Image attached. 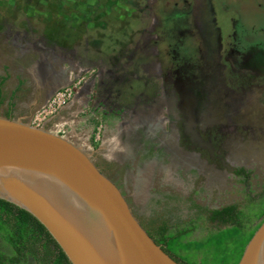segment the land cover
I'll return each mask as SVG.
<instances>
[{
    "label": "rangeland",
    "instance_id": "rangeland-1",
    "mask_svg": "<svg viewBox=\"0 0 264 264\" xmlns=\"http://www.w3.org/2000/svg\"><path fill=\"white\" fill-rule=\"evenodd\" d=\"M176 8L195 9L204 14L214 9L216 26L225 42L228 35L231 40L234 31L238 40L264 42V34H254V30L264 29V0H0V78L15 73L24 82L30 81L32 65L38 63L55 68L56 80H60L61 67L71 69L70 80L80 81V88H75L79 93L74 98L80 103L74 107L79 109L80 117L90 112L93 117L82 126L64 125L61 132L90 154L99 167L102 160L92 150L99 147L102 127L97 142L92 129L97 120L102 126L103 113L108 120L112 117L110 123L116 125L117 121L129 117L128 104L131 100L132 105L133 96L144 92L152 99L161 92H171L164 84L165 67L171 56L162 35L168 11ZM206 22L201 18L200 24L204 26ZM215 36L210 38L214 44ZM200 51L194 62L201 58L199 66L202 67V58L210 54ZM213 57V61L218 62L216 54ZM12 58L19 59L14 68L20 73L13 72ZM186 60L190 61L189 57ZM220 63L222 65L223 60ZM227 68L224 72L228 95L225 97L222 89L219 94L215 92L218 89L211 81L216 78H211L207 86L211 94L200 98V104L212 107L211 116L205 114V129L212 137L213 157L207 150L200 151L188 162L181 158L167 160L171 165L167 172L173 173L175 180L168 181L165 176V181L155 183L149 195L134 194L129 185L122 188L145 227L148 228L149 223L144 216L151 213L168 221L172 228L185 227L192 217L188 201L210 210L228 205H236L247 213L258 210L264 194V75L255 72L244 75L237 71L234 74L235 68L234 71ZM69 84L70 81L61 84L56 91ZM228 92H239L241 98L235 101ZM49 104L32 109L30 122H25L37 125L36 119L46 116L43 126L40 123L39 127L50 130V126H46L51 114ZM100 106L103 113L95 112L94 108L99 110ZM5 109L2 106L0 113H5ZM241 169L244 175H237L236 171ZM108 176L113 178L111 173ZM174 194L182 202L165 203L164 198ZM201 216L190 239H203L212 227L206 215ZM0 251L5 255L12 252L1 239ZM192 257L199 261L201 253ZM27 264L35 263L29 258Z\"/></svg>",
    "mask_w": 264,
    "mask_h": 264
},
{
    "label": "water",
    "instance_id": "water-1",
    "mask_svg": "<svg viewBox=\"0 0 264 264\" xmlns=\"http://www.w3.org/2000/svg\"><path fill=\"white\" fill-rule=\"evenodd\" d=\"M205 149L212 158L213 148ZM0 199L32 215L71 264H180L148 235L83 148L1 115ZM237 264H264V220Z\"/></svg>",
    "mask_w": 264,
    "mask_h": 264
},
{
    "label": "flooded vegetation",
    "instance_id": "flooded-vegetation-1",
    "mask_svg": "<svg viewBox=\"0 0 264 264\" xmlns=\"http://www.w3.org/2000/svg\"><path fill=\"white\" fill-rule=\"evenodd\" d=\"M200 13L195 9L187 11L176 8L168 11L166 16L162 36L167 44L169 51L167 53L171 56V60L165 67L164 84L171 92H161L159 96L152 99L144 92L132 95V105L131 100L128 104L129 117L120 122L117 121L116 125L110 123L112 117H109V120L105 118L107 114L102 112L101 106L99 110L96 109L97 113H103L104 118L101 117L103 120L99 147L92 150L102 161L99 167L96 163L95 165L118 187L124 197V189L127 185L131 186L134 194L149 195L155 183H160L162 179L163 182L165 181V176H168V181H174L173 173L170 175L167 172L171 170L167 160L181 158L188 162L190 161L188 159H193L194 155H199L200 151L207 152L205 149L207 145L213 147L210 132L205 129V114L211 116L212 107L208 104H200V98L204 94L208 97L211 94L207 92L211 78H216L211 81L218 89L215 92L219 94L222 89L226 97L228 94L224 71L228 69L227 67L232 71L235 68L234 74L238 72L245 75L255 72L257 75H264V42L262 40H238L234 31L231 40L228 35L225 42L221 30L216 26L214 9L208 10V14ZM201 18L206 19V25L200 24ZM257 33L264 34V29L254 30V34ZM214 34H216L215 44L214 40L210 39ZM196 40L198 43L195 42ZM186 43H188L187 46H185ZM212 47H214L213 50ZM200 50L210 54L202 58V67L199 66L201 58L198 62H194L196 53L200 54ZM215 54L218 62L213 61ZM186 57H189L190 61H187ZM221 60L224 62L222 65ZM162 72L160 66V73ZM228 93L232 99L234 96L235 101L241 98L239 92ZM162 102L165 104L163 105ZM163 111L165 114H162ZM85 118L88 120L86 116ZM208 126H212L211 123H208ZM93 130L94 128L92 134ZM193 133L197 136L196 139L193 138ZM86 140L89 141L87 138ZM202 145L205 147H201ZM108 173H111L113 178H110ZM175 184L178 186V181H175ZM174 195L164 198L165 203L182 202L177 194ZM186 203L188 207H191L193 203L197 205L192 201ZM129 206L146 230L135 209L130 204ZM194 212L196 210L192 208L190 219L195 218ZM153 216L154 214L151 213L144 217L150 223ZM219 223L217 219L213 221L214 225ZM169 229L172 227L170 226Z\"/></svg>",
    "mask_w": 264,
    "mask_h": 264
},
{
    "label": "trees",
    "instance_id": "trees-1",
    "mask_svg": "<svg viewBox=\"0 0 264 264\" xmlns=\"http://www.w3.org/2000/svg\"><path fill=\"white\" fill-rule=\"evenodd\" d=\"M11 117V113L5 114ZM237 175L244 171L237 170ZM195 209L185 227L173 226L158 215L145 227L148 235L171 258L180 264H237L254 232L264 220V194L256 212L240 210L236 205L210 210L194 203ZM206 215L212 227L201 240L190 239L198 228L201 215ZM217 219L220 223L213 224ZM0 239L11 248V254L0 251V264H71L46 229L28 212L0 199ZM201 253V259H192ZM185 256V257H184ZM190 258V259H188Z\"/></svg>",
    "mask_w": 264,
    "mask_h": 264
},
{
    "label": "crops",
    "instance_id": "crops-1",
    "mask_svg": "<svg viewBox=\"0 0 264 264\" xmlns=\"http://www.w3.org/2000/svg\"><path fill=\"white\" fill-rule=\"evenodd\" d=\"M17 62L19 63V59L12 58L13 72L18 71L20 73L18 69L16 70L14 68V66L18 64ZM37 65H39V68ZM70 70L61 67L59 73L61 76L60 80H56L55 68L46 67L42 63L32 65L30 81L27 80L24 82L18 75L16 76L15 73L4 74L3 77L0 78V108L4 106L6 109L3 110L5 113H0V115L5 117V114L10 112L12 118L30 122L29 114L31 110H38L43 107L55 94L56 89L59 88L58 86H61V84L65 85L70 81L69 75L73 72L72 70L70 72ZM9 71L12 70L9 69ZM6 88H9L10 92H4ZM75 101L73 100L65 106L64 109L47 120L46 126H50L52 132L58 133V129L62 128L64 125L69 126L72 123H76L77 126H82L88 122V120H85V116H78L76 118L79 109L74 106L76 103L79 104L80 102L79 99ZM85 144L87 143L85 142Z\"/></svg>",
    "mask_w": 264,
    "mask_h": 264
},
{
    "label": "built area",
    "instance_id": "built-area-1",
    "mask_svg": "<svg viewBox=\"0 0 264 264\" xmlns=\"http://www.w3.org/2000/svg\"><path fill=\"white\" fill-rule=\"evenodd\" d=\"M74 80H75V78L70 80V84L68 86H66L65 88H62L61 91H59V90L55 91V94L48 101L50 103L48 105V108H50L49 113H51L50 115H48L49 117H51L52 115L54 116L56 113H58L59 110H61L63 107H65L69 103H71L74 100L76 94L79 93V92L75 91V88L80 86V81L74 82ZM94 111L96 112L95 108H94ZM81 113H82V111H81ZM90 115H93V112L92 113L90 112V114H88V115L85 114V116L88 118V120H89V117H93ZM45 117L44 116L42 118L38 117L36 120L39 121V123L37 125H33V126L39 127V126L43 125L42 121H44L46 119ZM40 123H42V124L40 125ZM100 128H101V124L97 120L96 125L94 126V130H93V138H94L95 142L99 141V130H100ZM61 131H62L61 128L58 129L57 134L62 135L63 132H61Z\"/></svg>",
    "mask_w": 264,
    "mask_h": 264
}]
</instances>
